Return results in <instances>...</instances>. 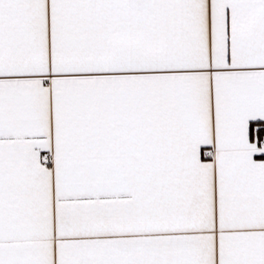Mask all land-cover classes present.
<instances>
[{
  "label": "snow or ice",
  "instance_id": "snow-or-ice-1",
  "mask_svg": "<svg viewBox=\"0 0 264 264\" xmlns=\"http://www.w3.org/2000/svg\"><path fill=\"white\" fill-rule=\"evenodd\" d=\"M0 264H264V0H0Z\"/></svg>",
  "mask_w": 264,
  "mask_h": 264
}]
</instances>
